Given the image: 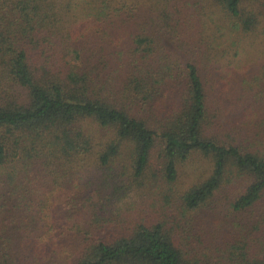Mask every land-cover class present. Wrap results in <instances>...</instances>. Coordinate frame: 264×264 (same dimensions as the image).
Returning a JSON list of instances; mask_svg holds the SVG:
<instances>
[{
	"label": "trees",
	"instance_id": "16d2710c",
	"mask_svg": "<svg viewBox=\"0 0 264 264\" xmlns=\"http://www.w3.org/2000/svg\"><path fill=\"white\" fill-rule=\"evenodd\" d=\"M170 2L0 0V264H264V236L215 258L175 243L167 197L154 219L118 214L193 157L209 167L177 197L183 213L220 194L233 213L264 199L258 79L217 105L207 85L242 72L247 39L264 62V0H199L218 18L190 36L182 7L194 5ZM85 178L77 198L65 185Z\"/></svg>",
	"mask_w": 264,
	"mask_h": 264
},
{
	"label": "rangeland",
	"instance_id": "374dc122",
	"mask_svg": "<svg viewBox=\"0 0 264 264\" xmlns=\"http://www.w3.org/2000/svg\"><path fill=\"white\" fill-rule=\"evenodd\" d=\"M198 1L199 0H171L170 2L172 4L180 3L184 6L194 5L192 8L182 7L183 16L187 18L186 22L184 21V34L188 36L191 35L192 27L201 24V21H205L206 17L209 16L213 19L218 18V13H216L212 3V6L209 5L203 9L202 7H197ZM207 8L208 10H206ZM262 52V48L259 46V41L256 37L247 39L245 54L240 59L241 62L239 63L242 72L233 73L232 71L237 69H235L234 64H232L231 67L229 66L230 68H228V70L225 69L228 73H231L230 76L224 77V75L219 76V74H215L209 77L207 85L211 88V99L215 105L224 104V100L231 97L232 93L242 91V86L238 85V83L242 82L243 77H247L246 80L249 82L252 76L256 77L258 79L256 80V85H254V83L251 85L256 87L254 88L256 94L260 90L264 92V78L262 77L263 72L261 70V65L264 63L263 61L261 62L263 56ZM217 68L220 71L218 65ZM249 82L248 84H250ZM246 93H250L249 88H246ZM159 101L163 103L165 97L160 98ZM255 101H257V103H251L248 107H254L253 111L256 113V119H258L264 116V109L261 107L258 98H256ZM241 113H239L238 117ZM251 113L250 118L256 120L255 116ZM235 118H237V116L233 117L234 120H236ZM208 167L209 163L206 159L193 157V161L191 160L179 166L177 180L174 183L166 184L158 182L159 188L155 195L147 191L142 195H131L128 199H124L125 205H122V210L118 212V214L135 220L141 217L147 218L148 220L154 219L158 215V212L153 208L152 202L155 201L158 204L166 203V200L162 198L167 197L171 202L165 205L167 208L166 217L168 222L175 226V230H173V239L175 243L178 244L181 241V245L183 246L199 249L205 247L211 251L214 250L216 251V253H213L214 258L220 256L217 252H223V250L225 251L230 245L242 242L245 237L251 241L250 247H254V240L264 236V223L259 225V220L262 218V215H264V199L257 203L254 208L241 213L231 212L228 208V200L223 198L222 194L211 199L205 206L200 207L196 211L183 213L180 210L179 203L176 200L177 197L193 183L200 182L203 175L205 177L207 174ZM94 174L96 173L91 171L85 176L89 177ZM98 174L99 173H97V175ZM91 180L94 179L91 178L87 180L85 178L82 181L75 182L71 186L64 185L66 188H69V190L71 187L75 186L73 192L74 196L78 198L88 193L90 187L87 182ZM95 187H97V185ZM114 216L116 217V215ZM256 247L257 245L253 250ZM216 261L217 260H214V262Z\"/></svg>",
	"mask_w": 264,
	"mask_h": 264
}]
</instances>
